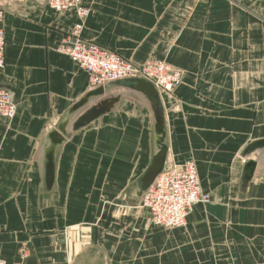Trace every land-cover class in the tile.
I'll use <instances>...</instances> for the list:
<instances>
[{
	"label": "crops",
	"instance_id": "obj_1",
	"mask_svg": "<svg viewBox=\"0 0 264 264\" xmlns=\"http://www.w3.org/2000/svg\"><path fill=\"white\" fill-rule=\"evenodd\" d=\"M80 38L183 73L159 93L167 163L191 159L200 189L182 228L153 226L136 184L154 153L146 96L91 88L60 51L78 23L47 0H0V253L9 264H264V0H82ZM136 96V97H135ZM82 100L85 103L69 113ZM92 109L97 118L75 128ZM256 160L242 182L244 163Z\"/></svg>",
	"mask_w": 264,
	"mask_h": 264
},
{
	"label": "built area",
	"instance_id": "obj_2",
	"mask_svg": "<svg viewBox=\"0 0 264 264\" xmlns=\"http://www.w3.org/2000/svg\"><path fill=\"white\" fill-rule=\"evenodd\" d=\"M48 6L58 14L74 13L78 23L60 47L72 63L88 75L91 88L111 82L141 79L154 86L159 93H172L181 83L183 73L163 60L151 59L142 64L125 60L114 52L83 41L79 32L88 16L82 0H47ZM4 10L0 7V67L4 64L5 39L2 27ZM16 114L12 95L0 89V118L11 120ZM210 196L201 191L196 165L191 159L181 164L167 163L153 185L140 197V208L147 210L153 226L182 228L196 204H207ZM0 264L7 263L0 253ZM11 264H21L19 262Z\"/></svg>",
	"mask_w": 264,
	"mask_h": 264
},
{
	"label": "water",
	"instance_id": "obj_3",
	"mask_svg": "<svg viewBox=\"0 0 264 264\" xmlns=\"http://www.w3.org/2000/svg\"><path fill=\"white\" fill-rule=\"evenodd\" d=\"M123 82L127 83L130 89L140 92L146 96V98L150 102L152 116H153L154 153L150 165L148 166L143 176L138 180V183L136 184L135 197L140 198L153 185L156 177L163 172V170L167 165L168 146L166 143L167 136H166L164 110L160 100V95L152 84L141 79H129ZM112 84H120V82L107 83L104 86V88ZM101 92H102V88L99 87V89L89 94L87 97L94 95L96 93L100 94ZM84 103L85 101L82 100L80 103L76 104L69 113L71 114L72 112H75ZM97 116H98V111L96 109L90 110L78 120V122L75 124V128L88 125L90 122L94 121L97 118ZM257 151H261V156L264 157V140L256 141L248 145L242 152L241 157L248 159V157L251 154H254ZM256 166H257L256 160H247L244 163V174H243L242 182L245 186L252 179Z\"/></svg>",
	"mask_w": 264,
	"mask_h": 264
},
{
	"label": "bare ground",
	"instance_id": "obj_4",
	"mask_svg": "<svg viewBox=\"0 0 264 264\" xmlns=\"http://www.w3.org/2000/svg\"><path fill=\"white\" fill-rule=\"evenodd\" d=\"M160 95V94H159ZM136 97V96H135Z\"/></svg>",
	"mask_w": 264,
	"mask_h": 264
},
{
	"label": "rangeland",
	"instance_id": "obj_5",
	"mask_svg": "<svg viewBox=\"0 0 264 264\" xmlns=\"http://www.w3.org/2000/svg\"><path fill=\"white\" fill-rule=\"evenodd\" d=\"M159 93V92H158Z\"/></svg>",
	"mask_w": 264,
	"mask_h": 264
}]
</instances>
